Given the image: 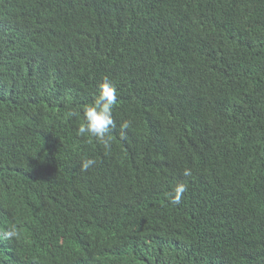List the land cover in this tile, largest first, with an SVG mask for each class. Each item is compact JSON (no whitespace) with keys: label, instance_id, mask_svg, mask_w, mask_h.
Masks as SVG:
<instances>
[{"label":"trees","instance_id":"trees-1","mask_svg":"<svg viewBox=\"0 0 264 264\" xmlns=\"http://www.w3.org/2000/svg\"><path fill=\"white\" fill-rule=\"evenodd\" d=\"M105 75L110 149L76 132ZM13 223L0 264H264V0H0Z\"/></svg>","mask_w":264,"mask_h":264},{"label":"clouds","instance_id":"clouds-1","mask_svg":"<svg viewBox=\"0 0 264 264\" xmlns=\"http://www.w3.org/2000/svg\"><path fill=\"white\" fill-rule=\"evenodd\" d=\"M96 94L91 102L86 103L82 112V122L76 129L77 135L89 136L94 138L95 141L102 145L105 149H110L113 140V131L117 129V122L113 118V110L117 105V88L112 82L111 78L107 75L103 76L96 85ZM70 116H76V112H70ZM131 127V123L128 120L121 121L119 125L120 135L123 136ZM97 164L94 158L87 157L81 160L80 170L81 172H87ZM183 176L191 177L192 170L190 168H184L182 172ZM188 191V185L183 182H177L172 191L168 193V200L173 205H179L185 193ZM20 232L15 223H13L7 229H3L0 232V245H4V240H10L13 238H19ZM228 253L224 252L221 264L228 263Z\"/></svg>","mask_w":264,"mask_h":264}]
</instances>
